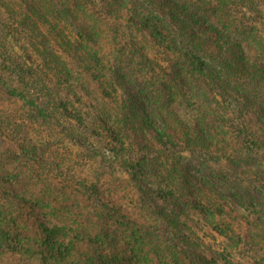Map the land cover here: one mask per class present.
Returning a JSON list of instances; mask_svg holds the SVG:
<instances>
[{"label":"trees","instance_id":"16d2710c","mask_svg":"<svg viewBox=\"0 0 264 264\" xmlns=\"http://www.w3.org/2000/svg\"><path fill=\"white\" fill-rule=\"evenodd\" d=\"M253 6L0 0V253L23 264H264ZM30 219L37 241L22 227Z\"/></svg>","mask_w":264,"mask_h":264},{"label":"rangeland","instance_id":"374dc122","mask_svg":"<svg viewBox=\"0 0 264 264\" xmlns=\"http://www.w3.org/2000/svg\"><path fill=\"white\" fill-rule=\"evenodd\" d=\"M253 2L255 3V6H253L251 8H248V11H246L245 13H246L248 19L256 22V24H254L255 27H257V28L259 27L260 30L264 31V0H253ZM223 18L225 20L227 19V17H223ZM233 19H234L233 20L234 23H238V21L240 19V16L239 15H236L235 17H233ZM174 107L176 108V111L178 112L179 116L182 119L189 120V119L192 118L193 114L190 113V111H188L184 107L183 103L180 100H178V99L176 100V102L174 103ZM57 145H58L59 149H62L64 146H66V144L64 142H60V139L58 140ZM58 154H60V152ZM65 158H66L65 164H67L69 158H67V157H65ZM59 161L60 160L58 158L57 159V162H59ZM83 164H84V161L83 160H81V162H78V165L79 166H82ZM70 166L73 167V163H70L69 167ZM74 167H75L74 169L71 168L73 172H74V170L75 171H78L79 169H81V167L79 169L77 168V166H74ZM3 191L4 192H8V189H3ZM0 203H1L0 205H4L3 204L4 202H0ZM23 225L24 224H22V227H26V229H28L29 235H27V237H31V239H33L35 241H37L38 239H40V238H37L36 237V234H35L40 229L39 228L40 225H39L38 222H36V221L34 222L32 219H30V222H29L28 226H23ZM6 226L9 227L10 225L7 224ZM10 233H11V231H10ZM12 233H13V231H12ZM39 233H40V230H39ZM24 235L25 234H22L21 236L23 237ZM34 248H37V251L38 252L46 253L47 251H49V249L47 250L46 248L43 247V245L41 247L34 246ZM16 254L0 253V264H23L22 263L23 262L22 261L23 260V256L21 255L22 258H20ZM247 255H248V252L246 250H244L242 252L240 251L238 253V256L241 257V258H243V259Z\"/></svg>","mask_w":264,"mask_h":264}]
</instances>
